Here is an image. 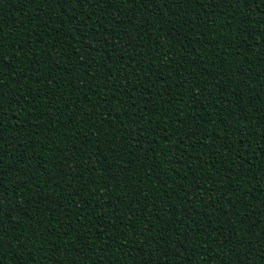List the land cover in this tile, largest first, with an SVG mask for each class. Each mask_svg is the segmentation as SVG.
<instances>
[{
  "label": "trees",
  "instance_id": "obj_1",
  "mask_svg": "<svg viewBox=\"0 0 264 264\" xmlns=\"http://www.w3.org/2000/svg\"><path fill=\"white\" fill-rule=\"evenodd\" d=\"M0 56L4 264H264V0H0Z\"/></svg>",
  "mask_w": 264,
  "mask_h": 264
},
{
  "label": "snow or ice",
  "instance_id": "obj_2",
  "mask_svg": "<svg viewBox=\"0 0 264 264\" xmlns=\"http://www.w3.org/2000/svg\"><path fill=\"white\" fill-rule=\"evenodd\" d=\"M51 2V0H49V3ZM59 2L61 4H67L69 2L71 3H74V4H77V6H80L81 5V2H85V0H59ZM89 4L92 5V7L95 9L97 7H100L101 10L103 9V5L104 4H108L109 6H112L114 3H118L119 0H88ZM125 2H128V0H125ZM131 3L135 4L136 3V0H131ZM88 19L90 20L91 19V15L88 16ZM103 26V25H101ZM107 30V29H105ZM6 61L3 59L2 56H0V63H5ZM4 113H0V116H3ZM0 123H2V120H0ZM143 131V130H142ZM196 133L193 132L192 135H195ZM28 137L25 135L24 137H21L20 139H23V140H26ZM190 138V137H189ZM13 139H16V137H13ZM34 147V145H32ZM13 151H15V149H13ZM179 163H182V161H178ZM3 163V157L2 155H0V164ZM115 178V177H113ZM199 179V178H198ZM0 189H3V185H0ZM6 191V190H5ZM105 191H107V189H105ZM200 189L197 188V192H199ZM4 196V192L3 191H0V197H3ZM193 201L192 200H189L188 203H192ZM3 211V206L2 204H0V212ZM98 211H102V209H98ZM188 219L190 221V224H189V227H191L193 224H195L196 222L191 220V216L189 215L188 216ZM198 227V225H197ZM108 229H105V231H107ZM65 232L67 233L68 232V229H65ZM235 234V233H233ZM189 235H191V233H189ZM187 239V237H186ZM3 244H4V241L2 239V228H0V250L3 249ZM18 247H24V243L23 241L20 242V244L18 245ZM188 249H185V251H187ZM261 255L262 257H264V249H261ZM6 258V257H5ZM16 259L18 261H21V258L18 256L16 257ZM0 264H4V259L3 258H0ZM21 264H23V262L21 261Z\"/></svg>",
  "mask_w": 264,
  "mask_h": 264
}]
</instances>
